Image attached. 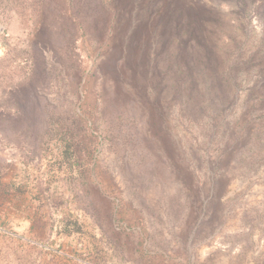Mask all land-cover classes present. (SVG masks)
Returning <instances> with one entry per match:
<instances>
[{"label": "rangeland", "instance_id": "obj_1", "mask_svg": "<svg viewBox=\"0 0 264 264\" xmlns=\"http://www.w3.org/2000/svg\"><path fill=\"white\" fill-rule=\"evenodd\" d=\"M0 264H264V0H0Z\"/></svg>", "mask_w": 264, "mask_h": 264}]
</instances>
